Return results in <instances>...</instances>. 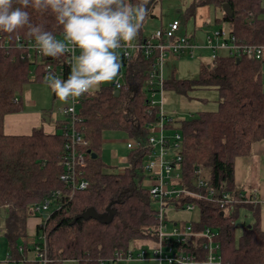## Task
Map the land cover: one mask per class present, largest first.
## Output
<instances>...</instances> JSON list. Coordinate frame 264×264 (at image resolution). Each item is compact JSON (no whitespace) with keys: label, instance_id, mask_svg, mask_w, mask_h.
I'll return each instance as SVG.
<instances>
[{"label":"trees","instance_id":"obj_1","mask_svg":"<svg viewBox=\"0 0 264 264\" xmlns=\"http://www.w3.org/2000/svg\"><path fill=\"white\" fill-rule=\"evenodd\" d=\"M157 1L162 0H153L144 21L155 18L152 10ZM128 2L135 7L141 0ZM223 5L229 6L231 17L223 12ZM13 6H20L17 0H13ZM206 7L219 13L213 24L227 26L226 32L237 41L264 46L262 0H193L183 13L184 21L195 19V12ZM25 10L33 25L43 26L58 41L63 39V27L54 14L33 8ZM180 26L181 33V23ZM26 33L27 28L13 34L0 31V211L4 212L1 234L8 246L6 264H41L35 256L36 247L45 250L47 264H117V255L125 256L130 248L142 243L155 245L157 239L154 208L142 184V165L147 155L143 145L151 131L149 125L157 122L159 112L148 102L152 91L148 84L149 69L155 54L148 59L141 55L124 61L123 82L118 90L111 84L100 86L95 94L82 95L76 108L75 128L88 141L82 178L89 181L90 187L62 199L59 209L52 205L48 214L42 213L45 219L36 226L31 238L26 232L28 209L41 205L54 192H69L60 176L70 120L66 117L56 122L53 134L36 128L29 135H6L4 118L22 110L20 95L32 78L36 83H45L44 77L52 73L66 80L71 69L66 64V54L39 59L32 55L26 45L34 39ZM145 37L140 30L132 42ZM189 39L195 42L194 35ZM262 76V63L246 58L238 60L220 52L210 63L199 67L196 79H163L164 92L188 99L196 91L218 93L216 110L201 111L188 120L171 121L165 127L181 137L180 186L197 192L195 184L200 179L216 190L210 201L187 197L181 202H196L199 219L189 221L195 230L209 228L218 233L220 264H264L260 208L258 202L253 203L257 198L254 192L234 183L235 159L250 155L253 146L264 141ZM115 91L118 96H114ZM53 95L56 97L54 92ZM106 131L124 133L128 139L142 144L141 148L129 151L128 167L119 173L107 172L101 160ZM223 194L228 195L229 202L221 207L218 199ZM88 209L105 220L112 214V220L104 223L92 218L79 219L71 224ZM240 209L248 210L253 222L241 228L237 242L236 220Z\"/></svg>","mask_w":264,"mask_h":264},{"label":"built area","instance_id":"obj_2","mask_svg":"<svg viewBox=\"0 0 264 264\" xmlns=\"http://www.w3.org/2000/svg\"><path fill=\"white\" fill-rule=\"evenodd\" d=\"M180 23L172 21L167 28L157 29L151 37H145L136 42L124 44L116 52L120 57L121 74L124 68V61L133 60L137 56L143 55L145 58H153L154 62L150 65L148 82L152 91L149 94L150 106L157 107L158 120L150 124L151 131L145 140L143 148L147 155L143 162L142 170L144 173L143 186L147 189L148 197L154 208V217L157 221V239L151 260L158 264H220L218 242V233L213 229L195 230L191 223L183 224L178 220H168L165 214L166 210H182L185 212H195L197 210L195 201L184 200L191 198L194 200H211L216 195V190L208 182L197 180L195 186L197 192L189 191L180 186L181 175L178 170V163L181 161L179 152L181 150V137L178 132L167 129L166 124L172 120L163 111V79L161 76L162 62L166 56H192L198 49L197 45L190 41L186 36L180 33ZM216 40L207 36L205 49L212 52L211 60L215 59L220 52H226L229 56L236 59L246 58L262 63V72L264 75V46L248 45L236 40L234 36L223 30L215 33ZM65 43L69 49L73 48L70 41L65 37L60 41ZM123 44V42H122ZM27 51L38 59L44 56L35 47V41H29L26 45ZM67 56V65L73 63V56L80 55V49L77 47L74 51L65 53ZM48 69V68H47ZM112 86L118 90L121 82L115 80ZM157 88V90L155 89ZM82 97V96H81ZM69 98V107L63 110V113L70 120V130L66 135L65 154L61 161L63 173L60 180L64 183L69 192L62 194L60 191L54 192L49 199H46L39 206L29 208L32 217L48 214L49 208L53 205L54 209H59V202L63 199L71 198L76 190H86L90 187L89 181L82 178L83 168L86 166L85 149L88 141L75 128L76 108L79 105L80 98ZM156 133L157 136L153 134ZM142 144L128 139L126 148L129 151L137 150ZM229 202L227 194H223L218 203L221 207ZM257 203V200L253 202ZM179 204V205H177ZM41 225V223L39 224ZM35 256L41 264H47L45 250L39 247L35 249ZM146 253L142 252L135 255L129 250L125 256L119 254V260L144 259Z\"/></svg>","mask_w":264,"mask_h":264},{"label":"clouds","instance_id":"obj_3","mask_svg":"<svg viewBox=\"0 0 264 264\" xmlns=\"http://www.w3.org/2000/svg\"><path fill=\"white\" fill-rule=\"evenodd\" d=\"M0 0V31L13 34L27 28L26 35L33 38L35 47L44 56L59 58L65 53L80 49L79 56H73L71 71L67 79H60L52 73L44 82L64 103L69 98L84 94H95L100 86L111 82L121 68L116 50L131 43L140 33L146 17L144 5L147 0L133 7L128 0ZM40 12L50 11L63 27L65 40L72 49L58 41L52 32L40 25H33L25 9ZM123 42V44H122Z\"/></svg>","mask_w":264,"mask_h":264},{"label":"rangeland","instance_id":"obj_4","mask_svg":"<svg viewBox=\"0 0 264 264\" xmlns=\"http://www.w3.org/2000/svg\"><path fill=\"white\" fill-rule=\"evenodd\" d=\"M193 0H162L157 1L154 5L152 13L155 18H148L142 24V33L146 37H151L154 32L161 26H166L173 20L179 21L182 24L181 35L188 38L194 35L195 44L198 49L192 56H172L168 55L162 62L161 76L162 79L175 78L177 80H193L198 77L199 67L202 64L211 62L212 52L205 49L207 36L216 40L215 33L219 30L226 31L227 26L213 24L214 18L219 16V13L212 8L198 9L195 12V19L190 18L184 21L183 13ZM264 7V0H262ZM207 23V25H205ZM119 54V53H118ZM125 68L122 69L120 75H117L111 82L102 84L101 86H108L115 82V80L123 82V73ZM262 83L264 86V75L262 76ZM21 99L27 111L36 108L41 110L42 115L49 119V123L42 122L52 131H56V122L66 119L63 110L71 104L68 100L67 103L61 102L57 97H54L53 91L46 83H36L31 79V82L26 84L21 92ZM191 99L177 96L171 92H164L163 98V111L172 120L177 123L183 120H188L197 115L201 111H214L217 108L218 93L214 90L196 91L191 94ZM44 119V118H43ZM157 136L156 133L153 134ZM127 136L118 131H106L103 134V143L101 147V160L107 166V172L119 173L128 167L127 155L129 150L126 148ZM2 214L4 213L3 211ZM165 214L168 220H178L181 223H189V221H198L199 212H185L182 210H166ZM45 219L44 215L38 216L37 219L29 220L28 227L35 228ZM253 218L251 213L246 209H240L238 218L236 220V241L238 242L241 228L252 224ZM2 222H0L1 226ZM34 230V229H33ZM33 232V231H32ZM33 236H31L32 238ZM153 243L139 244L134 250L135 255L142 252L146 253L144 259L138 260H119L117 264H158L156 261L151 260ZM8 246L6 239L0 233V264L7 263ZM61 264H76L73 262H63Z\"/></svg>","mask_w":264,"mask_h":264},{"label":"crops","instance_id":"obj_5","mask_svg":"<svg viewBox=\"0 0 264 264\" xmlns=\"http://www.w3.org/2000/svg\"><path fill=\"white\" fill-rule=\"evenodd\" d=\"M25 107L22 102V110L19 113L7 115L4 118V133L6 135H29L36 128H42L47 134L54 133V131L42 124V122L45 123L43 119L45 113L42 115L41 110L36 108L27 111ZM234 183L238 187L245 188L248 192H254L260 208V226L264 231V141L255 144L250 155L235 159ZM27 213L26 232L31 237L35 235L36 227L33 228L34 230L30 229L28 227L29 220L37 219L38 217H32L29 209ZM3 219L4 213L0 212V222H3Z\"/></svg>","mask_w":264,"mask_h":264},{"label":"water","instance_id":"obj_6","mask_svg":"<svg viewBox=\"0 0 264 264\" xmlns=\"http://www.w3.org/2000/svg\"><path fill=\"white\" fill-rule=\"evenodd\" d=\"M152 2H153V0H147V2H146V4H145L146 12L149 10V8H150ZM222 10H223V12H224L225 14H227L229 17L232 16V12H231V10H230V8H229L228 5H223V6H222ZM121 66H122V65H121ZM119 73H120V71H119ZM118 93H119L118 91H115V92H114V96H118ZM44 120H45L47 123L49 122V119H48L47 117H44ZM89 153H90V152L88 151V154H89ZM91 157H92V158H95V155H92ZM90 218H92V219H96V220H98V221H100V222L109 223V222L112 220V214H110L109 218H108L107 220H105L102 216L97 215L93 209H88V210H87L86 212H84L83 214L76 216V217L73 219V221L71 222V224H74V223H75L77 220H79V219L87 220V219H90Z\"/></svg>","mask_w":264,"mask_h":264}]
</instances>
